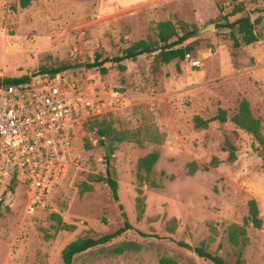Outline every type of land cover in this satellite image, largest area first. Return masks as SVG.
Wrapping results in <instances>:
<instances>
[{"label": "rangeland", "instance_id": "374dc122", "mask_svg": "<svg viewBox=\"0 0 264 264\" xmlns=\"http://www.w3.org/2000/svg\"><path fill=\"white\" fill-rule=\"evenodd\" d=\"M236 4L252 21L261 19L251 44L240 41L236 27L223 26L242 14L234 13ZM167 20L188 36L183 45L200 67L184 59L162 63L157 52L123 60L124 68L106 62L105 72L86 66L97 54L120 55L138 40L160 46L159 23ZM58 66L83 89L104 84L121 100L83 122L62 180L33 211L20 184L3 190V264H64L67 244L117 230L122 212L132 228L74 255L72 264H158L161 256L213 264L194 252L201 243L228 264L237 263L239 252L240 264H264V0H150L127 7L111 0H35L27 7L0 0V79ZM242 100L260 122L259 137L229 119ZM218 108L227 121L213 119ZM197 115L209 120L206 127L194 125ZM103 146L112 151L117 199L103 179ZM149 152L158 158L141 182L137 161ZM250 199L261 226L248 222L247 243L233 244L229 226L243 225ZM124 243L123 253L112 252Z\"/></svg>", "mask_w": 264, "mask_h": 264}, {"label": "built area", "instance_id": "2783aa9c", "mask_svg": "<svg viewBox=\"0 0 264 264\" xmlns=\"http://www.w3.org/2000/svg\"><path fill=\"white\" fill-rule=\"evenodd\" d=\"M183 59L201 66L189 52ZM120 100L104 84L83 89L62 72L0 82V195L13 179L29 211L42 204L72 161V140L83 122Z\"/></svg>", "mask_w": 264, "mask_h": 264}, {"label": "trees", "instance_id": "16d2710c", "mask_svg": "<svg viewBox=\"0 0 264 264\" xmlns=\"http://www.w3.org/2000/svg\"><path fill=\"white\" fill-rule=\"evenodd\" d=\"M35 0H19L20 7H27L30 3ZM234 13H242L238 18L231 22H225L224 27L234 29L236 27L237 32L240 34V41L243 44H251L255 42L258 38L254 32V26L260 22V17H256L253 21L250 19L248 14L243 13L244 7L242 4H236L233 8ZM158 41L162 43L160 46L149 44L145 40H138L132 45L126 47L122 50L120 55L113 57H104L101 58L100 55H96L94 60L90 63H87L88 68L99 67L102 72H105L104 64L106 62H115L120 65L121 68H124L120 62L123 60H133L137 56L142 54H149L157 52L160 62L168 63L173 59H183L185 53L190 50L189 46L183 45L184 41L188 38L186 34L179 35L175 29V25L170 20L162 21L159 23L158 30ZM173 38V39H172ZM235 46H239L240 42L235 38ZM65 66H58L55 68H41L39 71L34 72L30 75H24L20 77H7L0 79V82L4 83H20L28 81L31 77L40 74V73H49L55 74L65 70ZM220 122L227 121V111L223 108H218L216 115L213 118ZM235 125L239 128L245 130L248 133L253 134L255 137L260 136V122L257 118L253 117L249 104L246 100H242L238 106L237 111L230 116L229 118ZM209 120L202 119L200 116L194 117V125L197 127H206ZM101 134H105V130H100ZM231 147V146H230ZM111 149V148H110ZM232 159H234V154L230 153ZM158 154L156 152H149L146 155L140 157L137 161V178L139 181L143 182L146 180L147 176L142 174V171L145 173H150L153 164L157 161ZM106 176L103 178L110 189L111 195L113 198H118V186L117 181L113 176V166L111 157L106 156ZM191 172L195 171V167L191 166ZM15 182L11 179L10 184ZM5 191V190H4ZM3 191V192H4ZM2 203V194L0 195V205ZM136 205L139 212L143 210L142 198L136 199ZM124 217L123 225L117 230L100 235L98 237H84L76 239L69 244H67L62 250V259L64 264H72V259L74 255L87 251L88 249L105 244L111 241L116 236L120 235L124 231L131 229L132 226L127 220L126 213L122 212ZM250 222L254 227L258 228L261 226V218L259 216V209L255 199H250L248 201V216L244 219L243 225L231 224L228 230V237L231 243L244 246L248 237L246 235L245 225ZM68 227V226H66ZM177 244L182 247H190L187 243L183 241H178ZM128 243L120 244L113 248L112 252L116 254H121L126 249ZM194 252L197 256L211 261L213 264H228L222 256L209 251L204 244L193 247ZM7 246L0 240V264H3L6 255H7ZM241 262V252L238 253L237 263ZM158 264H178L177 260L169 256H161L158 260Z\"/></svg>", "mask_w": 264, "mask_h": 264}, {"label": "water", "instance_id": "95a60500", "mask_svg": "<svg viewBox=\"0 0 264 264\" xmlns=\"http://www.w3.org/2000/svg\"><path fill=\"white\" fill-rule=\"evenodd\" d=\"M213 25H214L213 23H210L207 26H205L204 28L198 30V32H202L204 30H209V29L213 28ZM78 66H83V63H78V64L74 65V67H78ZM103 151H104L105 156H110L112 154L111 149L107 146H103ZM117 202L119 203L120 201L117 200Z\"/></svg>", "mask_w": 264, "mask_h": 264}, {"label": "crops", "instance_id": "0c3cea01", "mask_svg": "<svg viewBox=\"0 0 264 264\" xmlns=\"http://www.w3.org/2000/svg\"><path fill=\"white\" fill-rule=\"evenodd\" d=\"M111 1L117 2L123 7H127L136 3L150 1V0H111Z\"/></svg>", "mask_w": 264, "mask_h": 264}]
</instances>
